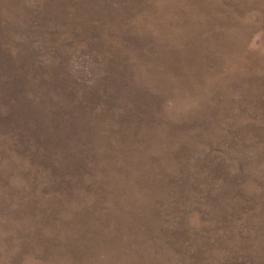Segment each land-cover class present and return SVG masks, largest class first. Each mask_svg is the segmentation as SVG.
<instances>
[{"label": "rangeland", "instance_id": "rangeland-1", "mask_svg": "<svg viewBox=\"0 0 264 264\" xmlns=\"http://www.w3.org/2000/svg\"><path fill=\"white\" fill-rule=\"evenodd\" d=\"M0 264H264V0H0Z\"/></svg>", "mask_w": 264, "mask_h": 264}]
</instances>
